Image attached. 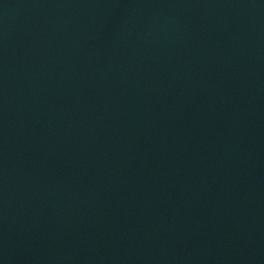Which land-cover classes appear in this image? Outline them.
Segmentation results:
<instances>
[{
  "label": "water",
  "instance_id": "obj_1",
  "mask_svg": "<svg viewBox=\"0 0 264 264\" xmlns=\"http://www.w3.org/2000/svg\"><path fill=\"white\" fill-rule=\"evenodd\" d=\"M0 264H264V0H0Z\"/></svg>",
  "mask_w": 264,
  "mask_h": 264
}]
</instances>
